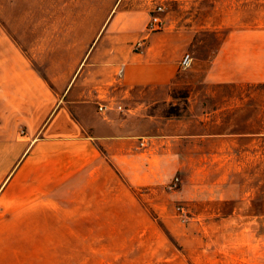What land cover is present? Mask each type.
Wrapping results in <instances>:
<instances>
[{"label":"crops","instance_id":"crops-1","mask_svg":"<svg viewBox=\"0 0 264 264\" xmlns=\"http://www.w3.org/2000/svg\"><path fill=\"white\" fill-rule=\"evenodd\" d=\"M144 16L116 9L108 31L120 32H106L90 52H0V264H147L159 256L161 224L145 202L162 216L159 196L133 188L162 187L179 164L166 137L173 132L148 105L178 76L195 29L153 32L135 51L130 42L141 33L130 29ZM205 79L264 81V28L232 29ZM208 134L255 138L264 127Z\"/></svg>","mask_w":264,"mask_h":264},{"label":"rangeland","instance_id":"rangeland-1","mask_svg":"<svg viewBox=\"0 0 264 264\" xmlns=\"http://www.w3.org/2000/svg\"><path fill=\"white\" fill-rule=\"evenodd\" d=\"M119 2L0 0V52H90L103 34L120 32V26L108 31L116 9L145 14L130 29L141 33L130 42L141 51L145 43L141 48L137 43L146 37L158 4L165 6L162 30L195 29L188 49L192 63L180 66L162 89L163 99L148 105L163 115L165 131L173 132L166 137L175 141L179 164L162 187L133 188L138 194H158L161 201L156 203L162 216L153 201H145L161 224L156 241L164 243L147 264H264V135L208 134L262 129L264 81L205 79L209 60L232 29L264 28V0ZM177 175L180 181L171 187Z\"/></svg>","mask_w":264,"mask_h":264},{"label":"built area","instance_id":"built-area-1","mask_svg":"<svg viewBox=\"0 0 264 264\" xmlns=\"http://www.w3.org/2000/svg\"><path fill=\"white\" fill-rule=\"evenodd\" d=\"M165 9V6L163 4H158L154 10L153 13H151L150 18L147 22V28H146V37L143 38V41H138L137 48H141L145 43V38L148 37L149 34L155 31H160L165 27V20L163 17V11ZM193 55L191 52H185L180 60V66L181 67H187L192 63ZM125 74V66L121 65L117 71L116 78L121 79ZM99 110H105L107 108V104L102 102L98 104ZM143 143V142H142ZM180 181V177L177 175L172 184L171 187L178 185Z\"/></svg>","mask_w":264,"mask_h":264}]
</instances>
